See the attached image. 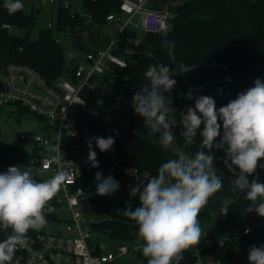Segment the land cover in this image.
Instances as JSON below:
<instances>
[{"label":"trees","instance_id":"trees-1","mask_svg":"<svg viewBox=\"0 0 264 264\" xmlns=\"http://www.w3.org/2000/svg\"><path fill=\"white\" fill-rule=\"evenodd\" d=\"M120 1L84 0V6L96 20L103 21L110 12L117 10ZM167 1L169 7L174 8L175 11L172 28L165 33L144 34L140 51L133 56L132 62L122 73L129 77L136 91L144 82L143 74L148 66L160 63L167 64L170 69L178 64L191 66L183 74L174 76L177 80L176 85L185 91H204L202 96L213 97L217 109L235 99L239 92L253 87L255 79L259 78L264 82V0ZM4 4L5 0H0V66L4 68L8 63L28 64L37 69L48 82H53L63 75L69 67L65 48L53 36L51 29L42 30L36 39H32L30 32L35 24L36 11L28 13L24 6L22 10L10 14ZM5 24H9L12 29L4 27ZM57 26L60 30H67L69 27L82 28L83 18L73 13L71 9L60 6ZM15 28L25 29L26 33L17 34ZM164 40L176 42L174 62L162 48ZM170 98L176 109L178 120L176 127L182 129L179 115L186 111L187 107H194L195 100L180 99L174 90ZM81 118L84 123L82 138L86 145V139L95 136L105 138L113 136L115 139L113 150L102 153L97 172H103L115 156H121L133 164L150 169L157 175L162 163L179 154L163 151L158 143L159 134H150L144 126L143 119L133 123L131 128H127L107 125L91 110L82 113ZM222 133L221 122V136ZM220 138L218 137L217 140ZM176 139L182 152L194 153L199 148L202 138L198 134L196 143L188 149L184 148L182 136L178 135ZM93 146H96L95 142ZM214 154V166L223 178V187L201 210L199 222L203 223L211 219L214 214H219L223 205H227L230 210L227 223L236 224L244 220L253 226V231L238 242L227 240L222 245L208 248L205 253L219 260V264H248L250 246L264 245V217L258 216L255 212H246L251 202L246 199V193L232 190L234 186L231 181L236 177L225 167V152L214 150ZM32 157L33 154L29 151L10 144L0 137V173L5 172L9 166L29 167ZM259 163L264 164V160ZM33 176L38 182L43 181L42 175L34 173ZM253 178H258L259 182L264 183V169L258 166L256 172L248 176L250 182ZM118 181L120 188L117 192L97 199L99 210L105 216L92 224L93 232H109L112 238L129 242L134 252L140 256V260L135 264H147L142 251L135 247L138 226L121 211L128 207V202L133 209L139 206L138 196H129V186L137 184L143 186V184L126 177H120ZM50 206L54 211L45 212L47 222L59 220L57 195L50 202ZM10 232L11 229L8 230V233ZM35 232L36 230H29L27 234ZM8 233L0 230L2 240ZM224 233V223L219 221L208 231L211 236H220ZM94 252H102L100 243ZM183 255L184 259L180 264L195 263L196 256L192 249L184 252Z\"/></svg>","mask_w":264,"mask_h":264},{"label":"clouds","instance_id":"clouds-1","mask_svg":"<svg viewBox=\"0 0 264 264\" xmlns=\"http://www.w3.org/2000/svg\"><path fill=\"white\" fill-rule=\"evenodd\" d=\"M4 7L11 14L22 10L24 5L21 0H5ZM175 44L174 40L162 43L173 62ZM183 73L181 64L177 69H170L164 63L149 65L143 74L144 82L131 100L135 114L143 118L150 134H159L158 143L166 152H176L173 129L178 120L170 94L177 84L174 76ZM187 98L192 100L193 94L189 92ZM194 99V107H187L179 115L180 136L188 149L196 143L199 134L202 138L199 148L194 153L179 152L167 159L146 185L129 186L128 194L138 196L139 206L133 209L128 202V207L121 209L138 226L135 247L142 251L147 264H180L184 252L196 247L204 237L199 214L223 187V178L214 166V150L226 154L225 167L236 177L231 181L232 190L246 193V199L251 202L246 212L264 217V183L258 178L251 182L248 179L258 166L264 169V164L259 163L264 160V82L255 79L253 87L239 92L235 99L218 109L213 97L204 95ZM218 137L221 138L217 140ZM93 142L104 153L113 150L115 139L113 136L86 139L87 163L98 168ZM59 149L60 146L53 151ZM67 177V172L59 171L38 182L30 170L15 165L0 173V230L8 233L11 229L0 241V264H20L21 258L15 257L18 246H25L29 230L38 231L47 224L45 212L54 211L50 202ZM95 181L96 194L100 196H111L120 188L119 181L112 176L104 177L101 172H96ZM249 231L246 229L245 234ZM247 261L264 264V245L250 246Z\"/></svg>","mask_w":264,"mask_h":264},{"label":"built area","instance_id":"built-area-1","mask_svg":"<svg viewBox=\"0 0 264 264\" xmlns=\"http://www.w3.org/2000/svg\"><path fill=\"white\" fill-rule=\"evenodd\" d=\"M33 1L57 3L58 7L71 9L83 18L80 29L86 33H95V26L113 22L118 31L114 35L103 36L104 47L87 51L82 60L70 52L68 69L53 82H48L37 69L25 63H8L4 68L0 66V107L19 106L34 113L49 130L48 134H19L30 144L27 151L33 157L29 167L37 169L40 175L59 171L68 173L62 186L63 193L58 197L57 209L63 208L69 212L67 233L38 230L27 234L25 246H18L15 257L21 258L20 264H118V254L115 252H94L99 241L93 239L92 224L102 218L93 220L86 213L93 208L99 209L97 199L103 196L96 194L95 174L98 168L87 163L88 147L82 138L84 123L81 115L91 110L107 125L127 128L143 119L131 107L136 88L129 77L122 73L140 51L144 34L165 33L172 28L175 11L169 7L167 0H121L117 10L110 12L105 20L98 21L84 6V0L82 10L76 8L71 0ZM4 27L12 29L9 24ZM72 59H75L74 65H71ZM190 68L183 66L184 71ZM173 90L183 100H189V92L194 98L204 94V91H185L177 85ZM52 131L55 135L51 134ZM173 131L176 135L173 147L178 150L176 152H182L176 141L182 129L175 127ZM58 146L60 149L53 151ZM93 150L100 165L102 152L96 146H93ZM101 173L117 181L120 177H126L143 185L156 176L150 169L133 164L121 156H115ZM229 215L228 206L223 205L219 211V222L224 223L225 233L220 236L207 233L196 247L191 248L196 256L194 264H219V260L205 253L208 248L222 245L227 240L238 242L247 235L246 229L250 230L248 234L253 231V226L244 220L228 224ZM2 239L0 237V241ZM120 250L121 254L129 252L126 246Z\"/></svg>","mask_w":264,"mask_h":264},{"label":"rangeland","instance_id":"rangeland-1","mask_svg":"<svg viewBox=\"0 0 264 264\" xmlns=\"http://www.w3.org/2000/svg\"><path fill=\"white\" fill-rule=\"evenodd\" d=\"M76 8L82 10L83 0H71ZM28 13L33 10L36 11L35 24L31 29L30 37L36 39L42 30L51 29L53 36L64 46L67 59L68 54L72 52L80 60L84 59V55L87 51L99 49L104 47L103 36L114 35L118 31V27L115 23H108L104 25H98L95 33H86L84 30L76 27H69L67 30H60L57 26L58 23V4L47 3L41 4L39 1L33 0H21ZM34 6V8H32ZM14 31L17 34L24 35L25 29L15 28ZM141 35V33H139ZM69 60V59H68ZM0 137L4 141L13 144L21 149L29 150L30 144L21 139L19 134L21 132H35L39 134H48L49 130L46 127V123L42 122L34 113L26 111L19 106H5L0 107ZM55 135V132H51ZM177 148V146H176ZM178 151V150H176ZM20 166L22 170H30L32 174L38 173V170L33 167ZM55 174H44L42 179L47 180L53 177ZM63 193L61 188L57 194L60 197ZM59 220L47 222V224L40 230L52 233H67L66 223L70 217L69 212L66 209H59L57 211ZM86 215L93 220H100L105 215L98 208H93ZM219 221V214H214L211 219L205 220L200 223L203 229L204 235L208 233L210 228L215 226ZM93 239L98 240L102 245L103 251H113L118 254L117 262L126 264H135L140 260V256L134 252L132 244L125 240L112 238L109 232H95ZM126 246L129 248V252L121 254L120 248Z\"/></svg>","mask_w":264,"mask_h":264},{"label":"water","instance_id":"water-1","mask_svg":"<svg viewBox=\"0 0 264 264\" xmlns=\"http://www.w3.org/2000/svg\"><path fill=\"white\" fill-rule=\"evenodd\" d=\"M75 64V59H72L71 60V65H74Z\"/></svg>","mask_w":264,"mask_h":264},{"label":"crops","instance_id":"crops-1","mask_svg":"<svg viewBox=\"0 0 264 264\" xmlns=\"http://www.w3.org/2000/svg\"><path fill=\"white\" fill-rule=\"evenodd\" d=\"M32 8H34V6H32Z\"/></svg>","mask_w":264,"mask_h":264}]
</instances>
